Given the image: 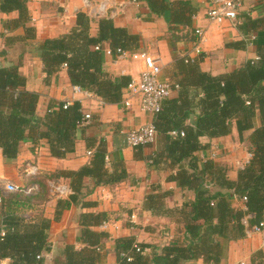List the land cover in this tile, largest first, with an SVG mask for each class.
Wrapping results in <instances>:
<instances>
[{"label":"trees","instance_id":"trees-1","mask_svg":"<svg viewBox=\"0 0 264 264\" xmlns=\"http://www.w3.org/2000/svg\"><path fill=\"white\" fill-rule=\"evenodd\" d=\"M156 14H167L170 26L189 24L192 10L188 3H167L165 0H145ZM0 11L18 12V17L7 25L23 26L35 37L26 0H0ZM243 18L245 32L255 35L248 43L244 39L229 42L228 46L246 49L255 46L256 58L246 60L237 69L214 75L203 71L199 59L175 60V80L171 84L177 92L167 98L162 110L155 114L152 123L158 131L160 149L150 159L158 169H167V181L180 188L191 190L195 197L183 202L181 207L166 208L167 192L154 185L147 196L146 208L154 213H164L176 219L180 235L163 246L159 253L147 255L148 243L138 242L134 236L118 237L113 251L117 264H185L202 258L207 264H220L225 240H238L246 236L247 224L264 220V16ZM96 35L90 32L92 19L83 11L76 15L71 30L55 38H46L38 46L44 63L45 78L65 67L72 85L93 92L105 103H120L130 77L114 78L104 67L103 49L127 52L140 50V36L125 27L117 26L107 17L96 19ZM28 37V36H27ZM96 46H99L96 49ZM177 86V88H176ZM39 93L26 88V77L19 71V64L0 63V149L3 156L13 160L18 156L20 144L30 139L34 144L45 139L50 153L56 158H66L76 149V131L84 114L80 102L74 101L57 109L50 106L45 115L39 116L36 108ZM236 128L239 138L249 135L250 158L239 169L236 180L227 175L223 165L213 159L203 160L198 152L205 148L201 138L226 136ZM171 131H177L172 135ZM144 146H137L141 155ZM93 152V151H92ZM108 149L102 139L96 145L90 162L77 170L59 169L47 177L64 178L72 193L60 198L54 212V221L72 206L93 208L95 202L87 198L96 187L122 181L126 169L115 164L107 167ZM90 179L93 186L86 180ZM41 190L35 195L9 193L0 204V264H45L49 252V231L52 220L43 211L29 219L19 208L40 205L48 198V185L39 181ZM217 186L225 191H211ZM161 191V192H156ZM234 200L244 207L234 205ZM80 240L83 247L65 245L62 264H100L106 251L109 232L98 227L110 220L107 212H82L79 215ZM247 220V222H246ZM136 245L140 247L137 250ZM54 264H59L55 262ZM252 264H264V253L256 252Z\"/></svg>","mask_w":264,"mask_h":264},{"label":"crops","instance_id":"crops-1","mask_svg":"<svg viewBox=\"0 0 264 264\" xmlns=\"http://www.w3.org/2000/svg\"><path fill=\"white\" fill-rule=\"evenodd\" d=\"M30 12V21L27 25L33 26L35 37L30 36L23 26L7 25V22L16 19L18 12L4 13L0 11V63L3 65L19 64V71L26 77V88L39 93L37 114L43 116L50 106L54 109L62 102L70 100L81 104L83 114L90 113L91 121L87 125H80L76 131V149L66 158L52 156L45 139L34 144L30 139L21 142L18 156L13 160L6 159L0 149V176L6 177L17 184H25L30 180L23 175L22 164L33 161L40 167L38 181L49 185L52 181L63 183L69 187L64 178H48L59 169L77 170L88 164L96 145L100 140L107 144V167L114 170L115 164L125 167L126 177L115 184L96 187L87 198L95 202L93 208L72 206L66 210L59 221H54V212L57 200L60 198L48 186V198L40 205L19 208L29 219L43 211L44 216L52 220L49 231V252H45V264H62L64 261L63 249L67 244H73L77 249L83 247L80 240L79 215L82 212H107L110 220L98 227L99 230L109 232L111 238L106 241V251L100 264H117L113 251L114 240L118 237L134 236L138 242L148 243L145 253H159L161 248L171 243L180 235V227L175 218L164 213H154L146 208L147 194L154 185H159L162 192H167L166 208L181 207L184 201L191 200L195 193L180 188L175 182L167 181L169 171L158 169L149 162L150 158L160 149V140L157 136L153 144L145 145L141 155H136V149L127 143V131L154 120L155 115L147 113L139 106V101L133 99L131 108H124L122 100L117 104L105 103L93 92L75 91L71 84L67 70L51 76L49 82L44 81L46 76L44 63L37 46L46 38H55L67 33L75 24L76 15L83 11L88 16V9L84 0H26ZM171 4L185 2L191 7L192 18L189 24L171 25L167 14L152 12L145 0L128 4L125 11L112 18L117 26L125 27L130 32L140 36V50H146L162 59L164 65L162 79L175 80V60L190 55L199 59L200 68L214 75L231 72L240 67L246 60L256 58L255 46L248 45L246 49H236L228 46L229 42L244 39L250 43L255 35L240 28L244 20L240 16L237 21L221 20L211 22L206 12L208 0H165ZM252 17L264 16V0H243L241 14ZM102 16H90L92 19L90 32L96 35L98 24L96 19ZM202 27L206 30L204 40L200 45V53L193 51L194 30ZM245 27V26H242ZM28 36V37H27ZM104 67L114 78L127 75L131 80H138L144 67L141 59H115L104 53ZM174 90L170 97H175ZM124 96V94H123ZM250 131L241 140L235 127L226 136L209 138L202 137L205 148L198 152L203 159L211 157L212 149L217 150L213 160L223 165L230 179L236 180L238 171L237 158L247 163L250 158ZM241 161V160H240ZM93 186L90 179L86 180ZM70 188V187H69ZM71 189V188H70ZM211 191H225L217 186H211ZM72 191V190H71ZM156 192H161L157 191ZM234 205L244 207L242 202L234 200ZM21 213V212H20ZM1 220V219H0ZM223 256L220 264H252V256L256 252L264 253L262 236L254 233L238 240L223 242ZM8 260L2 264H7ZM185 264H207L202 258L191 260Z\"/></svg>","mask_w":264,"mask_h":264},{"label":"built area","instance_id":"built-area-1","mask_svg":"<svg viewBox=\"0 0 264 264\" xmlns=\"http://www.w3.org/2000/svg\"><path fill=\"white\" fill-rule=\"evenodd\" d=\"M134 3H137V0H84V4L90 16H102L110 19L123 13L128 4ZM242 8L243 0H208L206 15L211 22L225 19L235 22L238 20ZM205 32L206 30L202 27L195 28L193 51L200 53V44L204 40ZM98 48L99 46H96V49ZM103 52L107 55L114 56L115 59L131 58L141 59L143 61L144 67L140 73L139 79L130 80L124 90L122 104L124 108H131L133 105L132 100L137 99L143 111L152 115L159 113L163 108L164 101L169 98L174 91V87L169 79L161 78L164 68L161 57L146 50H138L130 53L119 48L114 53L110 48H105ZM185 60L193 61L195 58L187 55L185 56ZM73 88L75 91L83 90L78 86H74ZM71 103L70 100H67L64 102V106L66 107ZM90 121L91 114L86 113L81 119L79 126L87 125ZM171 134L176 135L177 131H171ZM157 136L158 131L154 124L150 122L128 130L127 143L134 148L137 146L150 145L156 141ZM92 153V150L88 151V155ZM216 155L217 150L212 149L210 159H213ZM149 162L152 163L151 159ZM243 166L244 163L240 161L239 167L243 168ZM22 172L27 180H30L28 183L17 184L6 177L0 176V204L3 201V197L9 193L20 192L25 195H35L40 192L41 186L38 178L41 172L38 164L33 161H25L22 164ZM49 187L58 197H66L72 192L67 185L57 181L50 182ZM254 233H258L262 236L264 244V220L252 226L247 224L246 236H250ZM136 247L137 250H140L138 245H136Z\"/></svg>","mask_w":264,"mask_h":264},{"label":"rangeland","instance_id":"rangeland-1","mask_svg":"<svg viewBox=\"0 0 264 264\" xmlns=\"http://www.w3.org/2000/svg\"><path fill=\"white\" fill-rule=\"evenodd\" d=\"M206 16H207V15H206ZM207 18H208V17H207ZM200 45H201V44H200ZM237 159H238V161L236 162V166L239 165L240 160H241V162H242V160H243V159H240V160H239V158H237ZM48 186H49V185H48ZM210 187H211V186H210ZM49 188H50V187H49Z\"/></svg>","mask_w":264,"mask_h":264}]
</instances>
